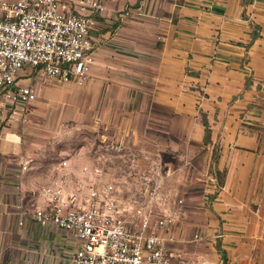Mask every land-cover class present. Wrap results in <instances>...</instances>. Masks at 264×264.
Masks as SVG:
<instances>
[{
    "label": "crops",
    "instance_id": "1",
    "mask_svg": "<svg viewBox=\"0 0 264 264\" xmlns=\"http://www.w3.org/2000/svg\"><path fill=\"white\" fill-rule=\"evenodd\" d=\"M95 19L89 125L97 147L134 148L140 173L171 172L174 261L264 264V0H109ZM34 74L18 85L36 87ZM30 132L0 109V264H68L78 243L23 215L45 185ZM112 163L123 202L137 179Z\"/></svg>",
    "mask_w": 264,
    "mask_h": 264
},
{
    "label": "built area",
    "instance_id": "2",
    "mask_svg": "<svg viewBox=\"0 0 264 264\" xmlns=\"http://www.w3.org/2000/svg\"><path fill=\"white\" fill-rule=\"evenodd\" d=\"M107 3L0 0L2 113L22 121L30 115L38 99L36 88L18 85L28 69L61 84L83 87L90 82L96 52L95 16L107 12ZM139 156L132 147L106 142L96 149L97 164L84 165L78 175L68 161L60 162L55 176L39 191L42 206L25 210L24 217L59 228L78 243L68 264H188L176 263L169 249L175 241L176 217L164 210V180L171 172L155 161L140 173ZM111 160L139 183L127 203L120 201L116 181L100 183L102 165Z\"/></svg>",
    "mask_w": 264,
    "mask_h": 264
},
{
    "label": "rangeland",
    "instance_id": "3",
    "mask_svg": "<svg viewBox=\"0 0 264 264\" xmlns=\"http://www.w3.org/2000/svg\"><path fill=\"white\" fill-rule=\"evenodd\" d=\"M33 77L36 79L38 105L36 102V108L31 110L27 120L21 121L33 131L29 137L41 142L36 162L40 167V182L47 184L55 176L57 165L64 160L69 162L77 175L84 165H96V148H100L103 143L97 147L98 143H95L94 132L89 125L88 84L80 87L75 84H61L35 74ZM102 166L104 175L100 183L105 184V175L111 177V169L115 170L117 165L107 163ZM73 182L71 179V186ZM136 184L139 186L137 180ZM129 199H123V203H127ZM178 205L179 210L184 206V201Z\"/></svg>",
    "mask_w": 264,
    "mask_h": 264
},
{
    "label": "trees",
    "instance_id": "4",
    "mask_svg": "<svg viewBox=\"0 0 264 264\" xmlns=\"http://www.w3.org/2000/svg\"><path fill=\"white\" fill-rule=\"evenodd\" d=\"M206 126V143L209 142V127L207 125V123L205 124ZM217 152L214 153V160L217 159ZM217 178H218V188H222L223 185H224V181H223V178L220 174H217Z\"/></svg>",
    "mask_w": 264,
    "mask_h": 264
}]
</instances>
